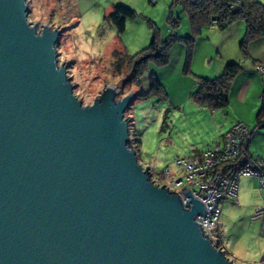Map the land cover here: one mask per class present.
I'll list each match as a JSON object with an SVG mask.
<instances>
[{"label": "water", "instance_id": "obj_1", "mask_svg": "<svg viewBox=\"0 0 264 264\" xmlns=\"http://www.w3.org/2000/svg\"><path fill=\"white\" fill-rule=\"evenodd\" d=\"M0 0V264H233L203 235L204 207L150 181L128 145L134 100L90 105L57 66L60 32Z\"/></svg>", "mask_w": 264, "mask_h": 264}, {"label": "rangeland", "instance_id": "obj_2", "mask_svg": "<svg viewBox=\"0 0 264 264\" xmlns=\"http://www.w3.org/2000/svg\"><path fill=\"white\" fill-rule=\"evenodd\" d=\"M251 1L264 8V0ZM26 4V19L37 33L43 26L60 32L54 44L56 63L65 68L72 95L83 106L90 105L107 86L118 91V100L127 93L134 96L145 92L149 78L157 79L164 96L134 99L123 113L131 121L136 161L148 171L149 179L166 170L173 180H179L176 159L209 150L235 122V115L253 120L257 109L248 113L229 91L224 110L199 107L190 98L197 79L219 76L221 67L236 63L230 61L233 58L242 65L251 64L238 48L243 37V33L236 37L238 27L242 25L244 30L241 20L223 30L210 25L194 34L184 10L171 0H26ZM116 5L133 12L121 33L104 19ZM152 39L158 47L163 41H171L166 49L167 63L160 66L148 60L133 68L137 58L131 56L148 48ZM219 62L221 67L216 71ZM216 208L219 214L212 232L227 256L235 264H259L264 238L258 236L254 223L244 219L252 211L235 218L239 208L229 199L219 201Z\"/></svg>", "mask_w": 264, "mask_h": 264}, {"label": "built area", "instance_id": "obj_3", "mask_svg": "<svg viewBox=\"0 0 264 264\" xmlns=\"http://www.w3.org/2000/svg\"><path fill=\"white\" fill-rule=\"evenodd\" d=\"M254 70L264 83V69L254 65ZM253 132L254 129L250 131L245 125L234 123L206 152L174 161V166L181 172L179 180H173L166 170L150 179L154 185L164 186L175 193L182 206L186 201L185 192H190L192 198L202 204L204 214L196 216L194 221L210 244L220 251L222 249L212 232L219 214L216 205L222 199L236 204V184L241 176H249L257 182L262 205L252 210L251 220L258 223V236L264 238V164L247 154L248 139ZM182 180L184 185H181ZM259 264H264V254Z\"/></svg>", "mask_w": 264, "mask_h": 264}, {"label": "trees", "instance_id": "obj_4", "mask_svg": "<svg viewBox=\"0 0 264 264\" xmlns=\"http://www.w3.org/2000/svg\"><path fill=\"white\" fill-rule=\"evenodd\" d=\"M171 2L184 10L190 29L194 34H197L201 28L210 25L223 30L234 21L241 20L245 28L243 37L238 42V48L244 57L246 56L245 46L248 43L264 38V8L251 0H171ZM132 16L133 12L130 9L116 5L109 14L104 16V19L115 28L116 32L121 33L124 29L125 20L132 18ZM170 43V40L163 41L158 47L155 40L152 39L148 48L131 56L137 58L133 68L136 69L138 65L148 60H154L160 66L165 65L167 63L166 49ZM112 56L116 57L115 53ZM240 69L241 67L237 63L226 64L219 76L211 80L197 79L196 88L190 94L191 100L199 107L211 111L224 110L228 104L227 96L231 82ZM132 72V75H135V70ZM132 77L131 80H134L135 76ZM153 94L164 96L157 79L150 77L148 89L145 92H137L134 99H145ZM129 122L128 130L131 121L129 120ZM255 125L256 128H264V83L260 96V107L255 116ZM128 142L130 147L135 150V141L130 131L128 132Z\"/></svg>", "mask_w": 264, "mask_h": 264}, {"label": "crops", "instance_id": "obj_5", "mask_svg": "<svg viewBox=\"0 0 264 264\" xmlns=\"http://www.w3.org/2000/svg\"><path fill=\"white\" fill-rule=\"evenodd\" d=\"M242 28H243L242 25L238 27V33L236 35L237 38L241 36V33L244 34V30ZM245 48H246L245 49L246 56L245 57L242 56V57L250 59L251 64L242 65L243 63L240 60H238L237 57L230 60L232 62H236L237 64H239L241 69L234 76L229 88V92H230V97H233L234 101L235 99H237V103L243 106L244 109L248 111V113L253 114L254 110L257 109V111L255 110L256 111L255 116H256L259 109L257 107V104L258 102L260 104V96L263 91V83L262 82H261L262 84L260 83L257 73L254 70V65H260L261 67L262 66L264 67V38H260L258 40L248 43L245 46ZM228 61L229 60H227V62ZM220 63L221 62L218 63L216 67V71H218V69L221 67V65H219ZM222 69L223 67H221V70ZM255 116L252 120L251 117L249 118L248 116H244L243 114L235 115L234 123H241L245 125L250 131L254 129V132L250 134L248 139L247 154L251 158L260 159L264 164V128H256ZM231 126H229V128ZM198 154L200 153L193 154L192 156H196ZM232 204L236 206V208H239V211L236 213L235 218L246 217L245 212L250 213V211H252L255 207L262 205V201L257 192V182L255 179L249 176H241L238 178L236 184V204L234 203ZM244 219L254 223L256 225V230H258V223L256 221L251 220V215L249 216L248 219L247 218ZM218 243L221 249H223V253L225 257L229 259L233 264H235L234 260H232L229 256H227V253L222 247V244L219 240Z\"/></svg>", "mask_w": 264, "mask_h": 264}]
</instances>
